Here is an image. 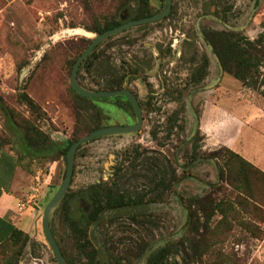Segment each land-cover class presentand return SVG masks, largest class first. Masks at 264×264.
<instances>
[{
	"label": "rangeland",
	"instance_id": "374dc122",
	"mask_svg": "<svg viewBox=\"0 0 264 264\" xmlns=\"http://www.w3.org/2000/svg\"><path fill=\"white\" fill-rule=\"evenodd\" d=\"M2 2L0 97L4 104L34 122L52 140L61 143L74 135H84L86 130L82 125L85 123L90 127L96 123L103 126L133 123L132 111L123 102L116 101L120 99L117 96L87 101L77 98L69 89L68 62L96 34L87 27L96 20L103 21L104 17L115 15L125 0ZM135 5L130 2L121 9L123 19L132 15ZM172 6L171 17L143 28H129L103 40L98 47L107 69L124 74L126 88L136 94L143 122L136 133L104 136L84 144L74 156L70 190L82 193L93 184H108L111 181L109 174L121 167L123 190L132 197L142 198V203L105 211L100 223L89 225V238L100 250L93 264H144L139 255L142 245L148 246L147 254L166 244H175L182 250L171 254L167 264H185L183 259L187 261V252L192 254V264H209L218 258H231L233 264H264V236L251 238L247 230L237 225L238 222H234L230 230L222 225L221 233L202 258L198 260L194 256L186 242L189 232L184 228L186 212L183 203L191 197L209 193L216 198L225 194L234 197V192L224 184H220L224 192L212 187L217 180L213 160L181 166L191 152L188 143L191 138L186 139L197 125L203 137L199 152L205 155L222 146L218 142L224 138L231 139L238 134L239 130L231 124H226L224 129L214 126L209 135L211 140L206 141L200 126H208V119L220 113L213 114L212 105L220 104L217 105L220 111L231 108L241 112L248 103L258 106L264 101L261 92L264 87L260 90L244 87L225 72L219 76L218 66L196 32V22L201 18V28L221 30L223 25L210 15L224 17L225 23L234 31H241L252 40L264 30V0H172L171 9ZM163 8L162 0H149L151 12ZM171 45L176 48L174 54L169 52L172 51ZM201 55H206L209 60L208 74L194 87L189 82V74L201 65ZM133 60L150 61L151 68L140 73L139 78L132 79L126 71ZM262 71L264 73V67ZM79 73L81 83L95 87L94 73L90 75L83 70ZM218 77L220 79L213 87L201 88L214 83ZM21 89L41 107L42 118L30 114L26 106L18 102ZM95 109L101 110L102 119L96 116ZM195 111L200 116L198 124ZM240 136L243 139L246 131L243 130ZM0 142L18 151L23 156L21 161L29 166L33 188L22 196L20 203L37 209L36 222L28 232L30 239L18 264H57L41 231V216L45 204L61 184L64 161L61 157L45 160L24 156L1 112ZM136 151L141 152L145 161L161 162L164 166L169 163L178 176H185L176 185L175 194L167 190L160 198L153 197L150 187L155 167L151 169L144 164L131 163ZM83 207L87 210L90 205L82 195L77 196L71 203V214L78 216ZM237 209L238 220L250 217L264 220L263 213L253 217L242 207ZM259 226L264 228V222ZM54 230L69 261L84 264L88 260L86 254L75 247L61 219H54Z\"/></svg>",
	"mask_w": 264,
	"mask_h": 264
},
{
	"label": "trees",
	"instance_id": "16d2710c",
	"mask_svg": "<svg viewBox=\"0 0 264 264\" xmlns=\"http://www.w3.org/2000/svg\"><path fill=\"white\" fill-rule=\"evenodd\" d=\"M162 1L165 6V0ZM130 2L136 3L133 13L130 17L123 19L120 11ZM2 6L3 2L0 0V9ZM159 11L160 10L156 12L150 11L149 0H125V4L123 3L118 7L115 15L104 17L103 21L96 20L87 28L89 31L99 34L128 20L148 17ZM173 12L174 8L172 6L171 12L166 18L171 17ZM146 26L147 24L140 25L139 28ZM201 31L208 43L212 46L213 52L218 57L223 72L232 76L244 87L255 90H260L261 87H264V73L262 71V67H264V30L252 40L241 31L227 30L225 28L221 30L201 28ZM111 38L112 36L106 39ZM99 45L100 43L79 65L77 80L83 87L89 90L112 91L121 89L123 87L124 74H119L118 71L107 69L108 67L104 64L102 55L99 53ZM86 47H84V49ZM84 49L68 62L70 72L72 65ZM208 64V58L203 57V63L199 67L201 70L197 68L189 74L190 84L194 86L200 84L208 74ZM145 65H150V62H146ZM80 70L90 75L92 73L95 74L96 79L93 81L95 84L94 88L87 87L79 81ZM133 71H135V68ZM69 89L81 100L94 101L97 99L79 95L71 88L70 82ZM261 92L264 97V90ZM117 97L120 99L116 101H123L130 108L128 101L123 96ZM101 99L104 100L108 98ZM17 100L19 103L24 104L30 114L35 117L42 118L44 115L41 107L24 92V89H21L20 93H18ZM0 112L6 120L7 127H9V130L11 129V131H13L14 137H16L17 142L20 144L22 154L30 156V158L33 159L41 158L46 160L47 158L53 159L54 157H61V159L65 161L66 151L74 141L88 134L90 131L103 126L102 124L96 123L90 127L88 123H85L82 125L86 130L84 135L80 137L74 135L72 138L61 143L52 140L49 135L42 131L34 122L21 116L17 110L9 105L4 104L1 97ZM95 113L98 118L102 119L100 109H95ZM195 115L198 121L199 113L195 111ZM202 140L203 137L198 128L188 141V143L191 144V152L186 162L181 166L188 167L194 162L201 160L215 161L217 180L211 184L212 187L219 192H224L222 187H220V184H224L230 187L231 191L234 192V197L225 194L220 198H216L212 193H209L205 196L191 197L188 199L187 203H183L186 212L184 228L189 232L186 242L187 245H189V249H191L198 260L202 258L205 251L209 250L212 241L215 240L214 238L219 236L222 225L230 230L232 224L238 222L237 225L247 230L251 238L258 239L264 236V228L259 226L264 220L257 221L252 217L238 220L240 214L237 209L238 207H242V209L246 210V214H253V217L260 213L264 214V172L226 146H220L207 155L200 153V143ZM0 145L3 144L0 142ZM82 146L83 145L79 146L76 152ZM131 163H137L138 166L144 164L148 167L150 166L151 169L155 167L152 176V187H150L152 190L150 192L153 194V197L156 198H160L167 190L171 194H175L176 185L185 178L184 175L178 176L169 163L164 166L161 162L145 161V158H142L141 152L138 151H136L131 158ZM122 170L121 167H117L114 173V179H112L110 183L93 184L82 193L71 191L70 186L68 187L50 221V229L66 264L72 263L67 258L65 251L61 247L60 241L56 238L54 230L55 218L61 219L75 247H77L81 253L86 254L88 260L84 264H93L100 250L92 244L89 238V225L100 223L102 221V214L105 211L125 206H136L142 203V198L132 197L130 193L123 190L120 182L123 178ZM81 195L87 200L90 208L86 210L83 207L78 216H73L71 214V203L77 196ZM181 202L183 201L181 200ZM217 215L219 218L215 219ZM222 234L224 235V232ZM29 239L27 232L17 228L13 229L11 234L0 243V264H18ZM190 245L193 248H190ZM147 248L148 246L142 245L139 250V255L143 257L144 264H167L168 257L171 254L182 252L175 244H166L146 254L145 251H148ZM191 255L192 254L187 252V261L183 259L185 264H192L193 259H191ZM218 262L220 264H233L231 258L226 260L224 258H218L210 261L209 264H219Z\"/></svg>",
	"mask_w": 264,
	"mask_h": 264
},
{
	"label": "crops",
	"instance_id": "0c3cea01",
	"mask_svg": "<svg viewBox=\"0 0 264 264\" xmlns=\"http://www.w3.org/2000/svg\"><path fill=\"white\" fill-rule=\"evenodd\" d=\"M217 105L220 104L212 105L216 108L214 110L210 108L213 114L220 112L217 117L209 118L208 126H200L206 141L211 140L209 135L214 126L224 129L226 124H231L239 130L236 137L224 138L218 143L237 152L264 172V101L258 106L248 103L241 112L231 108L220 111ZM243 130L246 136L242 139L240 135ZM22 157L15 149L0 145V243L13 229L28 233L36 222V208L31 205L23 208L18 206L23 200L22 196L33 188L29 166L24 165Z\"/></svg>",
	"mask_w": 264,
	"mask_h": 264
},
{
	"label": "water",
	"instance_id": "95a60500",
	"mask_svg": "<svg viewBox=\"0 0 264 264\" xmlns=\"http://www.w3.org/2000/svg\"><path fill=\"white\" fill-rule=\"evenodd\" d=\"M171 2L172 0H165V7L162 11L155 13L148 17H143L140 19H132L128 20L112 29H108L102 33L95 34L91 39L90 43L87 45V47L84 49V51L79 55V57L76 59L74 64L72 65L71 72H70V86L71 88L76 91L79 95L87 97V98H112L115 96H123L125 97L134 112L135 115V124L133 125H126V126H106V127H100L97 129H94L90 131L88 134L80 137L76 141H74L69 148L66 151L65 154V161H64V175L61 180V184L57 188V190L53 193V195L50 197V199L45 204L42 216H41V231L43 233V236L46 240V243L50 249V251L53 254V257L57 264H66V261L60 251V248L52 234V231L50 229V221L52 218V215L55 211V209L58 207L59 203L61 202L62 198L64 197L72 176L73 172V163H74V156L77 148L81 145H84L92 140L98 139L100 137L104 136H110V135H119V134H128V133H136L139 128L142 125V114H141V108L138 104V101L135 97V95L130 92L128 89L122 88V89H115L112 91L108 90H89L83 87L77 80V70L81 62L93 51V49L103 40L106 38L117 35L125 30H128L129 28H132L134 26L148 24V23H154L157 22L163 18H165L168 13L171 10ZM221 22V20L217 19ZM222 25H224L225 28L228 30H234L229 25L222 22ZM197 30L200 37H204L199 25L197 24ZM208 49L212 51V46L208 44ZM213 57L216 60L217 64L219 65L220 69V75L222 74V67L220 65L219 59L216 56V54L213 53ZM214 84H210L205 86V89L213 87ZM187 105L190 106V102L187 101ZM198 127V126H197ZM197 127L190 133V135L187 137L186 140H189L194 133L196 132Z\"/></svg>",
	"mask_w": 264,
	"mask_h": 264
},
{
	"label": "flooded vegetation",
	"instance_id": "af4514ba",
	"mask_svg": "<svg viewBox=\"0 0 264 264\" xmlns=\"http://www.w3.org/2000/svg\"><path fill=\"white\" fill-rule=\"evenodd\" d=\"M165 7V6H164ZM164 9V8H163ZM162 9V10H163ZM162 10H160V11H162ZM159 11V12H160ZM170 12H171V10H170ZM169 12V13H170ZM158 13V12H157ZM169 13H168V15H169ZM167 15V16H168ZM166 16V17H167ZM165 17V18H166ZM210 17L211 18H213V19H215V21H217L218 23H221L222 24V22L223 23H225V18L224 17H220V18H218V17H215V16H213V15H210ZM165 18H163V19H165ZM163 19H161V20H163ZM201 18H199L198 19V21L196 22V25H195V29H196V32H197V34H198V30H197V24L199 25V20H200ZM217 19H219V20H221V22L220 21H218ZM161 20H159V21H161ZM158 22V21H157ZM154 23H156V22H154ZM148 24H150V23H148ZM225 24H227V23H225ZM144 25V24H143ZM228 25V24H227ZM138 26H140V25H138ZM199 27H200V25H199ZM223 27H224V25H223ZM225 28V27H224ZM225 29H227V28H225ZM200 30H201V27H200ZM208 30H214V29H208ZM228 30V29H227ZM125 31H127V30H125ZM202 32V31H201ZM203 34V33H202ZM199 35V34H198ZM204 36V35H203ZM199 38L203 41V43L205 44V46H206V48H207V51L209 52V54L213 57V49H212V51H210L209 49H208V41L206 40V38L205 37H200V35H199ZM172 46V51H171V49L169 50V52L170 53H172V54H174V52L176 51V48H175V46H173V45H171ZM178 53V52H177ZM179 54V53H178ZM215 54V53H214ZM160 56H161V53H160ZM203 57H207L206 55H201L200 56V58H199V60H200V64H202L203 63ZM155 59V58H154ZM154 59H152V60H154ZM213 59H214V57H213ZM151 60V61H152ZM214 61H215V63H216V65L218 66V69H219V65L217 64V62H216V60L214 59ZM150 62V61H149ZM200 66H198V67H196L195 69H197L198 68V70H201V68H199ZM208 67V66H207ZM135 68V71H133V69ZM151 67H150V65H145V63H142L141 61H138V60H133V63L131 62L130 63V66L128 67V69H127V71H128V77H130V78H132V79H137V78H139V75H140V73H145L147 70H149ZM197 70V71H198ZM126 71V72H127ZM193 70H191L190 72H192ZM207 71H208V69H207ZM130 74H131V76H130ZM219 76H221L220 75V69H219ZM220 78L218 77L217 79H216V81L214 82V83H211V84H214V85H216L217 84V82H218V80H219ZM192 85V84H191ZM208 85H210V84H208ZM213 85V86H214ZM194 86V85H193ZM197 86V85H196ZM205 86H207V85H205ZM205 86H203V87H201V88H203V89H205L204 87ZM195 87V86H194ZM122 88H125V89H128V88H126V86H125V84H124V82H123V87ZM121 88V89H122ZM130 92H132L130 89H128ZM133 93V92H132ZM134 94V93H133ZM135 95V97H136V99H137V101H138V104H139V106H140V108H141V104H140V102H139V100H138V98H137V96H136V94H134ZM125 98V97H124ZM126 99V98H125ZM127 100V99H126ZM128 101V100H127ZM188 101V100H187ZM187 101H186V103H187ZM120 102H123V101H120ZM124 103V102H123ZM128 103H129V101H128ZM125 104V103H124ZM126 105V104H125ZM129 105H130V103H129ZM127 106V105H126ZM131 111H132V113H133V115H134V112H133V109H132V107H131V105H130V108H129ZM141 114H142V108H141ZM200 117V116H199ZM135 122H136V120H135V115H134V121H133V123L131 124V125H133V124H135ZM142 122H143V116H142ZM198 122H199V118H198V121H197V124H198ZM198 127H197V129L199 128V125H197ZM102 127H106V126H102ZM197 129H196V131H197ZM138 132V131H137ZM109 178H110V180H112V179H114V173L112 172L111 174H109ZM111 182V181H110Z\"/></svg>",
	"mask_w": 264,
	"mask_h": 264
},
{
	"label": "built area",
	"instance_id": "2783aa9c",
	"mask_svg": "<svg viewBox=\"0 0 264 264\" xmlns=\"http://www.w3.org/2000/svg\"><path fill=\"white\" fill-rule=\"evenodd\" d=\"M19 208H23L24 207V204L23 203H19Z\"/></svg>",
	"mask_w": 264,
	"mask_h": 264
}]
</instances>
